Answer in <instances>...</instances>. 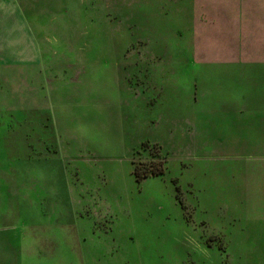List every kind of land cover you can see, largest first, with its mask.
Here are the masks:
<instances>
[{"label":"rangeland","instance_id":"obj_1","mask_svg":"<svg viewBox=\"0 0 264 264\" xmlns=\"http://www.w3.org/2000/svg\"><path fill=\"white\" fill-rule=\"evenodd\" d=\"M15 4L41 55L0 85V264H264V0Z\"/></svg>","mask_w":264,"mask_h":264},{"label":"crops","instance_id":"obj_2","mask_svg":"<svg viewBox=\"0 0 264 264\" xmlns=\"http://www.w3.org/2000/svg\"><path fill=\"white\" fill-rule=\"evenodd\" d=\"M15 3L16 0H0V85L5 80V66L9 68L12 64L40 63L41 53L36 46L38 38L30 31L26 11ZM21 57L24 59L23 62L20 61ZM0 93L5 96L2 87Z\"/></svg>","mask_w":264,"mask_h":264},{"label":"trees","instance_id":"obj_3","mask_svg":"<svg viewBox=\"0 0 264 264\" xmlns=\"http://www.w3.org/2000/svg\"><path fill=\"white\" fill-rule=\"evenodd\" d=\"M247 95V94H246ZM242 137L244 143L249 142V146L245 147V155L247 156H253L250 154L251 149H253L251 146L258 148L260 150L259 153L264 152V112L256 109H247L243 107L242 109ZM257 130H259L257 132ZM252 133H254L252 135ZM242 141V142H243ZM241 143V142H240ZM244 155V156H245ZM165 174V168L162 166L160 168H155L153 166H147L140 170L139 168H136L135 175L138 181L142 182L143 180H146L151 177H158Z\"/></svg>","mask_w":264,"mask_h":264}]
</instances>
